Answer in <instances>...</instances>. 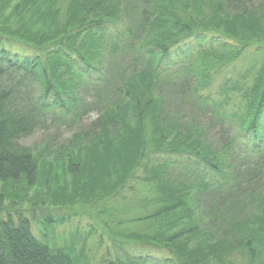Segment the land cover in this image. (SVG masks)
I'll return each mask as SVG.
<instances>
[{"label":"trees","instance_id":"trees-1","mask_svg":"<svg viewBox=\"0 0 264 264\" xmlns=\"http://www.w3.org/2000/svg\"><path fill=\"white\" fill-rule=\"evenodd\" d=\"M13 1L0 0V182L52 187L54 166H67L73 191L90 200L135 190L132 181L151 193L155 209L129 219L139 232L110 215L116 235L136 248L109 251L101 264H238V256L264 264V62L226 77V99L211 91L249 48L264 51V0ZM169 90L212 129L238 120L234 136L223 129L225 151H210L192 127L167 125L179 115L168 111ZM233 92L244 106L229 112ZM51 129L72 136L60 142L52 133L40 148L23 143ZM171 135L182 138L162 147ZM179 163L184 179L169 172ZM6 197L7 188L0 264H92L74 245L41 241L32 229L39 217L15 207L18 200L5 205ZM41 220L54 225L50 215ZM206 226L214 229L205 236Z\"/></svg>","mask_w":264,"mask_h":264},{"label":"rangeland","instance_id":"rangeland-1","mask_svg":"<svg viewBox=\"0 0 264 264\" xmlns=\"http://www.w3.org/2000/svg\"><path fill=\"white\" fill-rule=\"evenodd\" d=\"M21 1L22 0H14L13 5L20 3ZM11 10L12 7L8 9L5 16H8L11 13ZM3 23V18H0V26L3 25ZM13 26L14 25L12 24L10 27L12 28ZM263 62L264 51L257 50L254 46L249 48L239 60L226 67L218 75L211 87L214 98L217 100L226 99V95H222L221 92H219L220 86L225 81L226 77L229 79L232 77L235 81L240 74L246 72V70L253 69L252 65H255V68L259 69ZM179 67H181V64L175 68L178 69ZM171 93L170 90L164 93L165 95H169L168 97L170 98L166 102V106L170 113L176 111L179 115H177L176 118L173 116L168 117L166 119L167 125L169 127L174 126L172 127L174 131L183 128L189 129L192 127L195 130L194 136L190 133L183 134V136H192L193 138L201 137V140H203L202 144L210 151H214L218 148V151H225V148L221 147L223 146L221 145L223 144L221 138L223 129L225 128L227 130V128H229L230 135L234 136L239 129L238 120L229 119L222 125H218V127L212 129L208 119L201 117L195 119L198 114L195 111H190L187 107H183L182 100H179L178 98L171 99ZM243 103L244 100L240 93L233 92V94H231V101L228 106H226V110L230 112L233 110H239L240 108L243 109ZM185 111L186 114H184ZM94 117L95 115L88 117L82 122L81 126H85L90 120L94 119ZM55 132L58 133L57 137H59L60 142L67 141L72 136L71 130L61 129L60 131H55V129H51L49 132L35 133L33 136L24 139L23 143L34 148L43 147L48 136ZM181 138L182 136L178 138L176 135H171L169 138L165 139L162 147H168L170 143L173 144L179 142ZM238 145H243L242 140L238 141ZM237 147L238 146L236 145V149ZM53 169L55 175L59 176V178L55 180L54 184H51L52 187L44 183L29 186L24 182L14 183L12 181L7 184L0 182V191H6L7 188L5 205H11L13 199L18 200L17 206L15 207L23 210L29 217H33V215L39 217L33 219L32 229L38 238L43 239L41 241L47 242L52 246L55 244L59 246L74 245L77 253H85V255H88L92 264H101L103 261V255L110 257L108 253L109 251H111L112 256L118 254L127 255L128 252H132L133 249L136 248L135 244L131 241L133 240L132 237L127 236L123 238L116 235V229H114L109 217L110 215H113L118 217V221H121V219L128 220V223L124 224L123 228H121H125L129 233L139 232L141 226L131 223L129 219L138 216L135 215L136 213L143 215V213L146 214L155 209V205L149 202V196L151 193L143 190L142 187L139 188L141 192H138L139 189L137 190L138 187L136 182L134 183L132 181L131 183L135 187V190H131L128 187V189L115 199L111 197V199L105 201L100 199L90 200L73 191L74 175L69 167L66 166L63 168L60 166H54ZM182 171L183 169L180 163L177 167L170 166L169 168V172L173 177L178 176L181 178L179 174ZM137 174L138 177L144 176V170L139 169ZM181 179H184V175ZM135 181L138 183L141 182L139 179H135ZM61 205L65 206L61 207ZM48 215L54 220V225H50L46 228L41 219ZM62 219L65 220L64 223H60V220ZM213 229V227L210 228L209 226H206L203 234L205 236L209 235V231H212ZM92 231L94 232L92 233ZM116 238L119 241L125 239L128 240H126L124 244H118L116 248L113 245V242L117 240ZM146 248L148 253H157L156 250L152 248L150 249L147 246ZM244 261L245 260L242 256H238V264H241Z\"/></svg>","mask_w":264,"mask_h":264}]
</instances>
